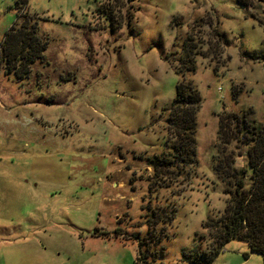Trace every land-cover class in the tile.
Wrapping results in <instances>:
<instances>
[{
	"label": "rangeland",
	"instance_id": "374dc122",
	"mask_svg": "<svg viewBox=\"0 0 264 264\" xmlns=\"http://www.w3.org/2000/svg\"><path fill=\"white\" fill-rule=\"evenodd\" d=\"M18 1L46 46L22 79L0 64V264H140L150 229L156 264H189L227 204L220 114L264 121V0H0V44ZM181 80L202 98L195 161L160 184L148 160L170 152ZM241 134L225 150L236 170ZM211 264L264 261L232 238Z\"/></svg>",
	"mask_w": 264,
	"mask_h": 264
},
{
	"label": "trees",
	"instance_id": "16d2710c",
	"mask_svg": "<svg viewBox=\"0 0 264 264\" xmlns=\"http://www.w3.org/2000/svg\"><path fill=\"white\" fill-rule=\"evenodd\" d=\"M241 1L251 4L249 0ZM17 7L20 11L18 20L7 29L0 44V64L7 74L13 73L22 79L29 73L30 65L43 57L46 45L38 34L37 22L31 21L25 13L24 4L18 1ZM216 34L219 35V32ZM192 53V49L184 47L178 68L180 72H191L195 68ZM201 99L200 92L191 81L181 80L177 83L167 120L166 143L170 152L166 156L157 155L148 160L154 173V177L150 178L155 182L164 184L176 169L179 171L182 166L195 161L196 117ZM249 112L242 115L223 112L219 116V142L213 168L217 178L224 183L227 204L218 222L204 223L214 231L212 246L183 252V259L189 264H211L216 253L232 238L248 241L251 250L260 254L264 261V121L258 124L254 119L249 120ZM240 132L244 133L241 136L248 145L247 163L242 170H236L231 167L232 160L225 150L227 144L237 140ZM101 233L110 235L109 232ZM153 240L151 229L139 240L137 259L140 264H156L155 252L147 248ZM149 257L153 258L152 263L147 261Z\"/></svg>",
	"mask_w": 264,
	"mask_h": 264
}]
</instances>
